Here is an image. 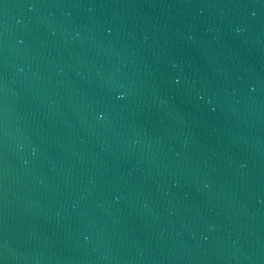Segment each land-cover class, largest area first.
Returning <instances> with one entry per match:
<instances>
[{"label":"water","instance_id":"95a60500","mask_svg":"<svg viewBox=\"0 0 264 264\" xmlns=\"http://www.w3.org/2000/svg\"><path fill=\"white\" fill-rule=\"evenodd\" d=\"M0 264H264V0H0Z\"/></svg>","mask_w":264,"mask_h":264}]
</instances>
